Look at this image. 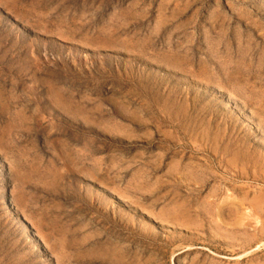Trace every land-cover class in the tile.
Returning a JSON list of instances; mask_svg holds the SVG:
<instances>
[{
  "label": "rangeland",
  "instance_id": "rangeland-1",
  "mask_svg": "<svg viewBox=\"0 0 264 264\" xmlns=\"http://www.w3.org/2000/svg\"><path fill=\"white\" fill-rule=\"evenodd\" d=\"M0 264H264V0H0Z\"/></svg>",
  "mask_w": 264,
  "mask_h": 264
},
{
  "label": "bare ground",
  "instance_id": "bare-ground-1",
  "mask_svg": "<svg viewBox=\"0 0 264 264\" xmlns=\"http://www.w3.org/2000/svg\"><path fill=\"white\" fill-rule=\"evenodd\" d=\"M250 215V214H249ZM247 219V218H246ZM250 220V219H249ZM241 226V225H240ZM210 241V240H209ZM214 241V240H213ZM231 242V241H230ZM263 243V242H262ZM254 246H256V245H254ZM246 251V250H245ZM245 253V252H244Z\"/></svg>",
  "mask_w": 264,
  "mask_h": 264
}]
</instances>
